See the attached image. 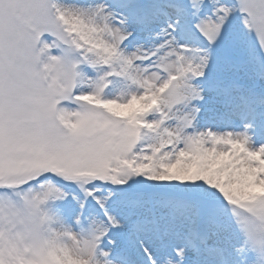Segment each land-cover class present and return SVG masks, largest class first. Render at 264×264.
Masks as SVG:
<instances>
[{"label": "snow or ice", "instance_id": "1", "mask_svg": "<svg viewBox=\"0 0 264 264\" xmlns=\"http://www.w3.org/2000/svg\"><path fill=\"white\" fill-rule=\"evenodd\" d=\"M0 264H264V0H0Z\"/></svg>", "mask_w": 264, "mask_h": 264}]
</instances>
